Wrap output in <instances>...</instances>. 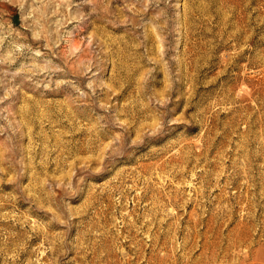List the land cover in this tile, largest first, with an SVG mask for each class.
Instances as JSON below:
<instances>
[{
    "label": "rangeland",
    "instance_id": "1",
    "mask_svg": "<svg viewBox=\"0 0 264 264\" xmlns=\"http://www.w3.org/2000/svg\"><path fill=\"white\" fill-rule=\"evenodd\" d=\"M0 264H264V0H0Z\"/></svg>",
    "mask_w": 264,
    "mask_h": 264
}]
</instances>
